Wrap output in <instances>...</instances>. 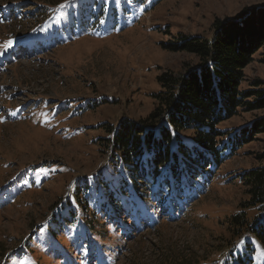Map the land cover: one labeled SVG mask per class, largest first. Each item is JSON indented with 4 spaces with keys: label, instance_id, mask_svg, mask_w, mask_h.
Masks as SVG:
<instances>
[{
    "label": "rangeland",
    "instance_id": "obj_1",
    "mask_svg": "<svg viewBox=\"0 0 264 264\" xmlns=\"http://www.w3.org/2000/svg\"><path fill=\"white\" fill-rule=\"evenodd\" d=\"M262 3L0 0V45L13 41L0 47V264H178L165 261L173 256L222 264L225 217L244 198L237 177L257 164L264 134L185 198L171 194L165 206L158 196L168 185L163 178L143 184L140 195L130 180L111 176L106 139L122 118L142 119L153 110L161 72L178 75L196 63L191 54L168 50L169 42L210 38L216 20ZM263 52L244 68L241 88L264 80ZM258 116L264 110H238L218 126L235 129ZM96 175L105 185L111 177L117 188L90 184ZM83 204L100 219L88 233ZM64 214L70 218L54 227ZM253 264H264L262 249Z\"/></svg>",
    "mask_w": 264,
    "mask_h": 264
},
{
    "label": "trees",
    "instance_id": "obj_2",
    "mask_svg": "<svg viewBox=\"0 0 264 264\" xmlns=\"http://www.w3.org/2000/svg\"><path fill=\"white\" fill-rule=\"evenodd\" d=\"M260 47L264 48V3L245 8L237 17L216 20L210 38L179 36L169 42L168 50L186 52L197 61L181 74L163 71L157 76L160 90L153 94L155 106L147 116L122 118L116 127H110L106 141L114 163L111 176L130 180L140 195L145 193L140 191L143 184L163 178L168 185L158 196L165 206L171 194L185 198L183 192L199 182L203 185L242 146L264 134V116L235 129L218 126L238 110H264V80H253L247 89L241 88L243 70ZM255 159L257 164L237 177L244 198L237 211L225 217L229 237L224 240L228 250L222 264H253L256 250L264 252V142ZM100 178L102 175L90 177V184L103 186L106 192L117 188L112 187L111 177L105 178L110 180L106 185ZM80 196L75 194L76 200ZM81 207L80 219L87 226L82 232H92L100 219L93 212L88 215L86 205ZM69 218L64 214L52 224L57 227ZM0 251H4L1 245ZM191 259L173 256L165 261L188 264Z\"/></svg>",
    "mask_w": 264,
    "mask_h": 264
},
{
    "label": "snow or ice",
    "instance_id": "obj_3",
    "mask_svg": "<svg viewBox=\"0 0 264 264\" xmlns=\"http://www.w3.org/2000/svg\"><path fill=\"white\" fill-rule=\"evenodd\" d=\"M12 45H13V41L8 40L3 45H0V47H3L4 50H7L8 48L12 47ZM0 55H3V52H0Z\"/></svg>",
    "mask_w": 264,
    "mask_h": 264
}]
</instances>
